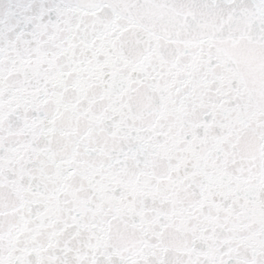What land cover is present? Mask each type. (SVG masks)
Returning <instances> with one entry per match:
<instances>
[{
    "label": "snow or ice",
    "instance_id": "snow-or-ice-1",
    "mask_svg": "<svg viewBox=\"0 0 264 264\" xmlns=\"http://www.w3.org/2000/svg\"><path fill=\"white\" fill-rule=\"evenodd\" d=\"M0 264H264V0H0Z\"/></svg>",
    "mask_w": 264,
    "mask_h": 264
}]
</instances>
